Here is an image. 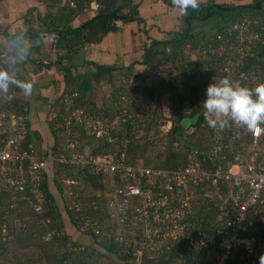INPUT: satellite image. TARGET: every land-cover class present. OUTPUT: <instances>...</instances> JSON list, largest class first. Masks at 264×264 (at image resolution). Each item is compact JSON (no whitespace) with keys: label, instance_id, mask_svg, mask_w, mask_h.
<instances>
[{"label":"trees","instance_id":"16d2710c","mask_svg":"<svg viewBox=\"0 0 264 264\" xmlns=\"http://www.w3.org/2000/svg\"><path fill=\"white\" fill-rule=\"evenodd\" d=\"M44 1L49 2L52 7H57V11L49 12L47 24H49L50 28L60 29H56L59 32L57 46L66 55H69V52L80 45L81 42L83 44L100 42L108 32L115 31L118 28L117 22L123 20L118 15L124 14L127 19L136 16L140 20L141 16L139 15L142 11L139 9L142 0H99L103 6L98 8L96 15L84 22L85 27H82V25L75 26L74 21L86 7L91 8V0H75L77 2L75 8L69 7L68 3L61 4L60 1L62 0ZM69 1L67 0V2ZM263 1L253 0L252 5H257V2ZM206 12L207 7L195 10L190 8L187 15L204 16ZM111 13H115V15ZM214 14L219 16L218 20L223 21V24L218 26L216 31L212 33H207V30L202 29V26L205 29L207 28L201 24L204 21L193 19L194 27H196V24L202 25L199 27L202 29L199 31V34H201V40L199 41H202L201 45L182 31L189 30L187 22L184 20L182 29L176 33L174 32L172 37L160 40L151 36L152 39L147 49L152 50V54L148 62L146 58L138 61L141 66L139 69H136L135 64L128 67H120L84 61L80 65H86L85 71H92V75L87 79L84 75L85 71L78 70L74 73L73 69L79 68V64L63 66L64 77L62 79L61 93L53 99L47 115L42 119V123L48 124V128H51L53 141L51 137H48L49 135H46L43 128L35 127L31 116V98L15 84H10L6 92L0 91V113L4 112L7 116H10L12 113L19 114L23 112L27 116V129L25 138L21 143L22 146L29 147L34 145L39 150L48 148L53 152L63 149L61 148L63 140L60 139L58 134L59 128L55 127L56 123L62 120L63 111L68 110L67 108L69 107L67 112L71 113L72 109L83 107L87 115H94L93 117L97 119L99 117L108 119L111 124V132L109 135L98 136L96 133L91 132V134L89 132L90 128L84 124L87 120L82 123H76L72 127L74 131L72 138L78 141V151H82L80 149L81 145H86L89 146L87 154L103 155L118 147H122L123 143H125L128 162L134 164L142 163L154 167L184 165L187 162L190 149L207 146L210 127L203 116L202 102L209 84L218 82L226 76L218 73V55L215 56L210 53L212 48H215L219 43L217 35L233 22L244 17H249L253 20L252 27L254 29H260L261 26H264V8L262 6L261 8L245 6L233 11L215 9ZM139 20H137L138 23H142ZM84 31L86 32L84 33ZM169 31L165 33L167 35L171 34L172 32ZM31 36L35 44L29 48L28 52L34 55L33 49L36 48L40 52L41 47L38 42L41 36L36 32L31 33ZM11 37L16 39V35ZM261 37L262 39L252 46L251 52L242 67L243 70L254 74L250 81H240L243 86L249 88H255L258 84L264 83V32H262ZM74 38H76L75 41H73ZM199 47H204L205 50H208L206 56L189 52V50L196 51ZM26 62L21 59L19 63H11L6 71L13 72L17 65ZM168 62L173 64L172 70L178 71L180 80H173L169 82L164 90H159L154 82L148 80L154 74V68L149 69V66L154 67ZM38 66L45 67V65ZM134 71L136 76L132 78V85L128 86L122 82L123 77L132 75ZM12 72L10 74L15 80L29 82L22 75ZM120 75L123 76L120 77ZM106 79L113 88L108 94L107 100H103V103L99 104L90 94L93 88L92 81L100 82ZM166 90L172 100L169 109V119L164 120L168 115L164 114V108H162V91L166 92ZM66 92L77 93L74 96V102L70 106L66 105L65 102ZM126 98L127 100L125 101ZM56 108H59L60 114ZM160 109L162 110L161 114ZM153 110L156 111V114ZM36 111L39 112V110ZM197 113H200L201 116L195 125L196 130L188 135L183 129L181 121L183 118L193 117ZM157 114H159L158 117ZM169 120L172 121L171 126H168ZM163 124L165 127L162 130L163 144L161 149L156 152L154 157L145 161L140 160L149 150L155 151V146L158 144L148 135L151 128H159V125ZM138 133L140 134L139 136ZM177 133L180 135L178 136ZM6 135L0 134V141L1 137ZM184 137L186 141L181 144L180 142ZM126 139L128 142L123 141ZM64 177L81 179L82 183L81 185L65 187L66 189H64L62 186ZM111 181V177L96 173L89 165L75 167L55 161L48 166L40 185V191L44 197L41 213L36 212L32 202L29 200L20 199L17 193L3 190L1 192V215L7 223L8 232L7 239L0 244V255L1 253L5 254L9 250L8 244L13 243V239L28 243L22 234L29 232V228H26V225L30 215L37 218L45 226L41 228V234L45 232L49 234V241H46L47 243L44 244L42 250L44 256L40 255L47 264H101L105 259H110L116 264H137L139 256L136 253V246L115 239L116 235L121 233L129 234L130 232L111 216L107 199L112 186ZM89 186L94 190L100 191L104 197H98L95 194L91 204L82 203L85 210H76L71 204L76 201L75 199L82 201L86 197L84 189ZM55 188L60 194L64 195V199L61 195L64 202L63 206L60 204L57 191L55 192L54 190ZM64 190H66V193ZM195 206V214L199 219L202 218L204 220L207 231L204 228L202 230L207 233L209 238L214 237L216 240H221V236L210 232L214 214L210 210L203 211L207 204L202 197L197 196ZM65 216L68 218L66 219ZM17 220L20 221V225L25 230L22 227L21 229L19 228L16 223ZM66 220H69V223L76 227L77 231L82 234V238H73L71 234L64 232L66 227L69 226ZM86 220L97 222L101 232L96 234L92 230H83ZM35 231L31 232L30 238ZM109 233L111 236H109ZM69 243L70 247L68 246ZM145 255L151 258H166V264H175L184 259L188 264L226 263L225 258L208 260L207 254L201 252V250L188 252L181 246L173 247L168 252L155 255L145 253ZM36 262L33 260L32 264H36ZM20 264L26 263L21 262Z\"/></svg>","mask_w":264,"mask_h":264},{"label":"built area","instance_id":"2783aa9c","mask_svg":"<svg viewBox=\"0 0 264 264\" xmlns=\"http://www.w3.org/2000/svg\"><path fill=\"white\" fill-rule=\"evenodd\" d=\"M60 2L71 8L77 6L75 0ZM91 3L96 9L103 6L99 0ZM252 23L249 17L240 18L217 35L219 43L210 53L218 55L219 74L239 82H248L254 76L242 67L252 46L262 39L264 26L254 29ZM76 94L65 93L66 105L74 102ZM206 98L205 94L203 101ZM68 110L63 111L68 144L53 152L34 145L22 146L27 129L23 112L10 116L0 113V134H7L0 141V244L8 232L1 215V192L17 193L18 198L29 200L41 213L44 197L40 185L48 166L56 161L75 167L89 165L96 173L111 177L107 197L111 216L130 232L116 235L115 239L136 246L137 264L145 253L155 255L176 246L188 252L201 250L208 260L225 258V264H260L259 258L264 255L263 124L254 133L235 125L210 127L207 146L190 149L184 165L154 167L128 162L126 144L103 155L81 153L78 142L72 139V127L94 118L85 114L83 107L71 113ZM78 111L81 114H76ZM195 130L192 125L185 132L192 134ZM104 134L106 130L98 131V136ZM66 181L74 184L77 179ZM197 196L207 204L203 211L214 214L210 232L221 236V240L209 238L202 230L204 220L195 214ZM83 230L101 232L97 222L89 220ZM175 264L188 263L184 259Z\"/></svg>","mask_w":264,"mask_h":264},{"label":"crops","instance_id":"0c3cea01","mask_svg":"<svg viewBox=\"0 0 264 264\" xmlns=\"http://www.w3.org/2000/svg\"><path fill=\"white\" fill-rule=\"evenodd\" d=\"M263 2L261 3L263 4ZM210 3H223L228 5L227 3L229 2L228 0H202L199 8L207 7L208 11L209 7L206 5ZM246 3L252 4L253 0H236L235 5ZM51 7L49 2L47 3L44 0H0L1 55L7 51L9 43L13 42L29 54V48L35 44L32 41L33 39L30 33V31H32V33L36 32L40 34L41 37L38 43L41 48L40 52H38V50L33 47L35 48L33 49L34 55L31 56L38 61L45 60L53 62L52 64H34L30 62L31 65H29L27 64L29 61L21 58L15 51H12L11 54L6 57L8 67L11 63H19L21 59L27 61L26 63L17 65L15 70L11 72L22 75L27 78L29 82L31 81V76L35 75V71L39 72L36 78L37 88H35V90H39L41 93L29 97L32 101V109L35 112V116L32 117L34 125L35 127L43 128V130L46 128L42 123V119L47 115L48 108L52 104V102H50L51 97H53L52 93L53 95L59 96L62 90V79L64 77L63 66L79 64V68L73 69L74 73L80 69L82 72L85 71L87 68L86 65H80L84 61L98 62L99 64L105 65H117L120 67H128L135 64L136 69H139L141 66L138 61L149 55V49H147V47L152 37L160 40L166 37H172L174 32L176 33L182 29V21L186 20L188 14V11L187 14H182L180 9L173 6L172 0H142L139 5V9L142 10L139 15L141 16L140 20L136 16H133V20H130V17L127 20H119L117 22L118 28L115 31L108 32L100 42L86 43L82 46L78 45L74 47L71 57L72 50L69 52V55H66L62 53L57 46V41L59 39V32L56 31L57 28H50L49 24H47L49 12L57 11V7ZM96 13L97 9L94 3H91V8L86 7L83 12L77 16L74 21L75 26L82 25L83 27V25H85L83 23L92 19ZM190 19L192 31H194L193 19L198 21L202 20L195 17H190ZM137 20L142 23L139 24ZM200 29L198 32H193L196 35V39L193 37L195 42L201 40V34H199ZM57 30L60 29L58 28ZM168 30L172 33L167 35L165 32ZM12 35H16V39L11 37ZM75 40L76 38L73 39V41ZM204 50V47H199L196 54H201ZM57 59H59L58 63L55 62ZM38 65H45V67H40ZM84 75L88 79L92 75V71L87 70ZM39 106L40 109H37ZM36 110H39V112ZM44 132L47 135L48 132L45 130Z\"/></svg>","mask_w":264,"mask_h":264},{"label":"rangeland","instance_id":"374dc122","mask_svg":"<svg viewBox=\"0 0 264 264\" xmlns=\"http://www.w3.org/2000/svg\"><path fill=\"white\" fill-rule=\"evenodd\" d=\"M234 1L236 2V0H228L229 3H227V4L228 5H235ZM262 7L264 8V2H263ZM199 9H203V7H200ZM209 13H210V11L206 12L207 15ZM209 17L210 18H207L204 22H201V24H203V25H205L207 27L205 29V31L207 30V33H209V32L212 33L214 31H216L218 26H221L223 24V21L218 20L219 16L215 15V14L214 15L211 14ZM195 23H197V22H195ZM201 24H196V27H194V31L193 32H198V30L200 29L199 27L202 26ZM181 27H183V23H182ZM30 33H32V31H30ZM201 43L202 42H200L199 45H201ZM188 47H186V48H188ZM187 50H189V49H187ZM189 52L191 54H194V53L198 52V49L196 51L189 50ZM58 60L59 59H57L55 62L57 63ZM27 64L31 65L30 62H27ZM172 66H173V64H171L170 62L162 63L161 65H157V66H154V67L150 65L149 69H153L154 68V71H153L154 74L150 78H148V80L150 82H154L157 85V87L159 88V90H162V89L164 90L165 87L168 86L169 82H172L173 80H180V76L178 74V71L172 70ZM38 73H39L38 71H35V75L33 74L34 76H31V79H30L31 80L30 82L34 85L33 91H32V95L33 96L35 95V88H37L36 87V85H37L36 84L37 83V79L36 78L39 75ZM135 73L136 72L134 71L132 73V75L123 77L122 82H124L128 86L130 84L132 85V78L134 76H136ZM121 76H123V75H120V77ZM92 84H93V88H92V91L90 93L91 96L94 98V100L97 103H99V104L101 102L103 103V100H107L108 94H110L113 86L111 87V84H109V81L107 79L106 80H102L100 82L92 81ZM205 94H206V92H205ZM27 96H28V94H27ZM162 99H163V104H162L163 107L162 108H164V114L168 115L166 118H164V120H166V119H169V115H170V110L169 109H170L171 100H172V98H171L170 94L167 92V90H166V92L162 91ZM126 100H127V98L125 99V101ZM37 108L40 109V106L37 107ZM80 108H82V107H80ZM58 109L59 108H56L57 112L60 114V110H58ZM153 112L156 114L155 110H153ZM78 113L81 114L80 111H78L76 114H78ZM161 113H162V110L160 109V114ZM158 115L159 114H157V117H158ZM31 116L32 117L35 116V112H34L33 109L31 111ZM78 117H79V119L86 118L85 116H83V117L82 116H78ZM93 118L94 119L87 120V122L84 123L85 125H87L88 128H90L89 132L90 133L91 132L92 133H96L98 135V131L99 130H102L103 133L106 130V134L109 135L110 132H111V127H110L111 124L109 123L108 119L100 118V117L98 119L96 117H93ZM43 125L46 128L44 130H47V132H48L47 133V135H49L48 137H51V140H52L53 134L51 132V128H48V126H47L48 124L47 125L43 124ZM63 126H64V119L62 117V120L58 121L56 123V125H55V127L57 129L59 128L58 129L59 130L58 134H59L60 139L63 140V145H62L61 148L66 147L67 144H68L67 133L65 132V128ZM164 127L165 126L163 124L161 126L159 125V128L158 127L157 128H151V130H150L148 135H149V137L151 139L154 140V142H157L158 144H156V146H155V151H150L149 150L144 157H141L140 160H144L145 161L146 159H150L151 157H154L156 152L161 149V146L163 144L162 143V130H163ZM159 129H160V131H159ZM186 134H188V133H186ZM139 135L140 134L138 133V136ZM75 141H77V140H75ZM123 141L126 142L127 139L123 140ZM185 141L186 140H185V137H184V139H182V141L180 143L181 144L185 143ZM123 145H125V143H123ZM117 146H121V145H117ZM88 148H89V146L81 145V147H80V149H82L81 153L83 152L84 154H87L89 152ZM152 153H153V155H152ZM66 180H67V178L64 177L63 184H62L64 189H66L65 187H71V186H75V185H78V184L81 185V183H82L81 179H78L77 182L74 183V184H71V183L67 182ZM54 190H55V192L57 191V195L59 197L60 204H61V206H63L64 205V202H63L64 195H62V193L60 194V192L58 190H56V188ZM64 192L66 193V190H64ZM84 193H85L86 197L82 201L81 200L79 201V200L74 198L76 201H73V203L71 204V206H73L76 210L84 209L83 208L84 205L82 203H85V204L87 203V205L91 204L92 203V198H93V196L95 194L98 195V197H102V198L104 197V195H102V193L100 191L94 190L93 188H91V186H89L86 189H84ZM61 195H62L63 199L61 198ZM66 216H67V214H66ZM28 217L29 218L27 220L26 228H29V232L22 234L23 236H25V239L28 241V243L23 242V241H19V239H17V240L13 239L12 240L13 243L8 244L9 250L5 254L1 253V255H0V264H20L21 262H25L26 264H32L33 260L37 261L36 264H47L46 261L42 259V257L44 256L42 250H43L44 244H46L49 241L48 240L50 238L49 234H48V232H45V233L41 234V228L45 227L42 224L41 221H39L37 218L32 217L30 215ZM67 218L68 217H66V219ZM66 222L68 223L69 226L66 227V230H64V232H68L69 234H71L73 236V238L74 237L75 238H82V234H80V232L77 231L76 227L72 226L69 223V220H66ZM16 223H17V225H19V228L21 229L22 226L20 225V221L17 220ZM22 228H23V230H25L24 227H22ZM34 230H36V231L34 233H32L33 235L30 238V234ZM18 237H20V236L18 235ZM68 246L69 247L71 246L70 243L68 244ZM40 255L42 257H40ZM26 260H28V261H26ZM101 264H116V262H113L110 259H105L104 261L101 262Z\"/></svg>","mask_w":264,"mask_h":264},{"label":"clouds","instance_id":"9594fccd","mask_svg":"<svg viewBox=\"0 0 264 264\" xmlns=\"http://www.w3.org/2000/svg\"><path fill=\"white\" fill-rule=\"evenodd\" d=\"M201 2L202 0H172L173 6L180 9L182 14H187L190 8L198 9ZM10 84L21 88L25 94H31L34 87L31 82L15 80L9 71L0 70V91L6 92ZM206 97L202 102L203 116L213 129L235 125L254 133L264 124V83L249 88L226 75L218 82L209 84ZM259 260L260 264H264V255Z\"/></svg>","mask_w":264,"mask_h":264},{"label":"water","instance_id":"95a60500","mask_svg":"<svg viewBox=\"0 0 264 264\" xmlns=\"http://www.w3.org/2000/svg\"><path fill=\"white\" fill-rule=\"evenodd\" d=\"M245 6L255 7L256 5H252L250 3L239 4V5H226V4H223V3H217V4L209 6L208 12L210 11V13L208 15L206 14V16L203 19L205 20V19L209 18V16L214 13V11H213L214 8L222 9L224 11H233V10L245 7ZM257 6H258V8H261L262 3L261 2H257ZM111 14L115 15V13H111ZM118 16L120 18H122V19H127L126 15H124V14L118 15ZM129 19L133 20L134 17H130ZM198 19L203 20L201 18H198ZM186 21H187V24H188L189 29H190L191 28V19H190V17H187ZM83 27H85V25H83ZM82 45H83V42H81V44L79 46H82ZM12 51L17 52L20 55L21 58H23L24 60H27V61H29L31 63H34V64H37V63H49V64H52V62H50V61H45V60L38 61V60L34 59L30 54L27 53V51L21 49L19 45H17L16 43L13 42V43H9L7 51L0 56V70H5L8 67V61L6 60V57L9 54H11ZM149 52H152V50H149ZM21 53H24L26 55H22ZM72 53H73V50L71 51V57H72ZM200 116H201V114L197 113L193 117H185V118H183L182 121H181V125H182L183 129L187 130L190 126L197 124L199 119H200ZM171 125H172V121L169 120L168 121V126H171ZM179 135L180 134L178 133V136ZM166 263H167V259L166 258H151V257L146 256L145 254H143L141 256V258H140V263L139 264H166Z\"/></svg>","mask_w":264,"mask_h":264},{"label":"flooded vegetation","instance_id":"af4514ba","mask_svg":"<svg viewBox=\"0 0 264 264\" xmlns=\"http://www.w3.org/2000/svg\"><path fill=\"white\" fill-rule=\"evenodd\" d=\"M205 5V4H204ZM211 5H214L213 3L211 4H208V5H206V6H211ZM215 9L216 8H214L213 9V11L215 12ZM186 17H195V18H201V19H203L204 17H205V15L204 16H201V15H195V16H189V15H187ZM204 20V19H203ZM202 20V21H203ZM184 21H186V20H184ZM187 22V21H186ZM187 26H188V24H187ZM188 29H189V26H188ZM202 29H204L205 30V28H204V26H202ZM201 29V30H202ZM193 30H194V28H193ZM187 36H189L190 38H195V34L193 33V31H192V26H191V28L187 31V30H182ZM181 32V31H180ZM196 39V38H195ZM30 54V53H29ZM151 54H152V52H149V55H147V57H146V61L148 62L149 61V59H150V56H151ZM31 55V54H30ZM8 68V67H7ZM7 68L5 69V70H7ZM39 93H41L39 90H35V95L36 94H39ZM28 96H33L32 95V93L31 94H28ZM52 96L53 97H51V99H50V102H52L53 101V99L56 97V95H53V93H52ZM43 98L45 99V97H44V95H43ZM177 135H178V133H177Z\"/></svg>","mask_w":264,"mask_h":264}]
</instances>
